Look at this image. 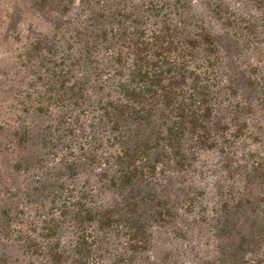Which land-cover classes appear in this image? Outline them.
I'll return each mask as SVG.
<instances>
[{
    "label": "trees",
    "instance_id": "obj_1",
    "mask_svg": "<svg viewBox=\"0 0 264 264\" xmlns=\"http://www.w3.org/2000/svg\"><path fill=\"white\" fill-rule=\"evenodd\" d=\"M199 3L9 0L5 21L41 37L5 83L0 242L37 264H150L191 238L190 264H264V0ZM86 167L100 184L74 192ZM39 186L44 223L19 208Z\"/></svg>",
    "mask_w": 264,
    "mask_h": 264
},
{
    "label": "rangeland",
    "instance_id": "obj_2",
    "mask_svg": "<svg viewBox=\"0 0 264 264\" xmlns=\"http://www.w3.org/2000/svg\"><path fill=\"white\" fill-rule=\"evenodd\" d=\"M15 1V0H11ZM198 4L200 0H191ZM9 0H0V88H3V90L0 89V118L6 117L8 113L6 111L8 110V107H6V101L8 100L9 96H13L15 91L14 88H8L9 85L12 84L15 85L16 82L12 80V82L8 81L12 79L10 73L14 72L16 69L15 67H12L11 65L14 63L13 61L16 58V53L20 51L21 44L23 42L28 41H34L38 37H41L37 34L36 30H31L29 28L26 29V26L28 25L30 19L26 17L22 22L19 24V21H17L16 16V10L10 11L12 15H14L11 20L5 21V11L4 9L9 6ZM15 5V4H13ZM201 5V4H200ZM197 9H200V6H197ZM194 10V9H193ZM196 10V9H195ZM31 10H27L26 12H30ZM197 11V10H196ZM32 11L30 12V14ZM27 14V13H26ZM29 14V13H28ZM5 24V26H4ZM42 26H46V22L41 23ZM12 68V69H11ZM6 70L5 73H1V71ZM15 79V78H14ZM1 83H3L1 85ZM8 83L9 85L5 84ZM2 86V87H1ZM7 87V88H5ZM9 115V114H8ZM8 155V154H7ZM6 170V169H5ZM97 170H91L86 167V169L76 172L73 174L71 179L74 184V192L77 191H86L87 189H91L92 192L96 190V186L100 184V182L96 178ZM9 173H12L9 171ZM29 172L27 171H21L18 174V177L23 181L22 183H29L27 184V187L30 188L34 182L31 181V176H29ZM31 181V182H30ZM89 187V188H88ZM38 191L33 190V193H30L29 199L26 202L27 205H22L23 207L19 208L21 210H24L25 213V219L29 216L37 217L38 223H44L40 221L41 218H44L51 213H53L55 210L51 211L49 213L50 204H53V202L49 201L47 197L44 196V193L48 190L47 187H41L39 186ZM32 191V190H31ZM103 190L99 191V195L97 197V200L99 201V204H103V202H107L109 200L107 195H104L102 192ZM26 198V197H24ZM97 204V203H96ZM0 205L1 200H0ZM25 226V225H24ZM69 237L74 236L72 233H68ZM3 237L0 233V238ZM167 239V240H166ZM159 240L157 243H154L152 247L147 250L146 255L143 253L139 259V261H148L150 264H190L193 262V250L192 245L195 242L193 239H176V238H166ZM1 244L5 243V247L3 246L0 248V252L3 253L8 257V262L16 259L13 262V264H37L38 263V256L37 258H32V256H28L26 253H22V248L18 246L17 242L10 241V240H4L0 242ZM104 246L108 249L106 251V259L108 261H112L114 259V252H115V242L112 240V237H108L107 241L104 243ZM165 256V257H164Z\"/></svg>",
    "mask_w": 264,
    "mask_h": 264
}]
</instances>
